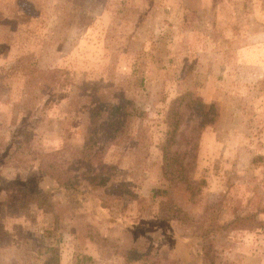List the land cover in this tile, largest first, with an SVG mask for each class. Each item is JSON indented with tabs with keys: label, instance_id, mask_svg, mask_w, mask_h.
<instances>
[{
	"label": "rangeland",
	"instance_id": "rangeland-1",
	"mask_svg": "<svg viewBox=\"0 0 264 264\" xmlns=\"http://www.w3.org/2000/svg\"><path fill=\"white\" fill-rule=\"evenodd\" d=\"M0 264H264V0H0Z\"/></svg>",
	"mask_w": 264,
	"mask_h": 264
},
{
	"label": "trees",
	"instance_id": "trees-1",
	"mask_svg": "<svg viewBox=\"0 0 264 264\" xmlns=\"http://www.w3.org/2000/svg\"><path fill=\"white\" fill-rule=\"evenodd\" d=\"M43 72H46V73H49V75L50 76H52L53 78L52 79H54V77L56 76V75H58V76H56V77H59V73L60 72H62V69H60V68H52V69H50V70H43ZM64 78H60V79H62V81L63 80H65L66 78H65V76H63ZM57 81V80H56ZM59 81V80H58ZM106 94H107V92L109 93V94H111V95H113L114 93H113V91L112 92H110V91H104ZM84 93V95H86V97L87 98H89V99H91V98H95V97H97V95H95V94H89V93H87V92H83ZM102 95V94H101ZM190 95V93L189 92H184V93H182V94H179L176 98H174V100H173V103H177L176 104V107H174V106H172L171 108H170V110H169V113L168 114H171V116H169L168 115V123H167V125H168V137H169V139H171L172 138V136L174 135V132H175V130H176V128H177V125H178V121H177V118H176V116H177V113H178V111H177V106L179 105V104H181V102L185 99V98H187V96H189ZM114 96V95H113ZM102 97L101 96H98V99H101ZM194 102H195V104H197V105H199V106H201L202 105V103L201 102H199L197 99H194L193 100ZM113 107H115V106H113ZM173 117H175V118H173ZM90 121H92V119L90 118ZM92 124L93 125H95V122L94 121H92ZM107 126L108 127H110V123L109 124H107ZM90 129H91V127H90ZM87 138H85L84 139V141H83V143H82V146H81V148H80V154H83L84 152H88V151H90V146L87 144ZM165 143H167V139H165ZM162 150H165L164 148L162 149ZM43 167V166H42ZM45 167L46 166H44V168H40V171L43 173V174H46V176H48V178L50 179V180H52V182H54L55 183V185H56V187H58V188H60V189H63V190H68L69 192H71V193H75L76 191H78V193H80V192H82V191H86V192H88V191H90V189L91 188H94L95 186H97V185H102L105 181H106V177H104V176H102V175H99V174H92L91 176H88V178L86 179V186H84V187H81V188H79L78 186H77V184H79V180H77L76 178H70V177H68L66 174H64V173H61V172H63V171H61V172H57V171H53V172H47L46 170H45ZM51 171V170H50ZM50 192V190H48V193ZM28 194V193H27ZM29 194H32V192H30ZM40 195H33V196H30V198H31V200L36 204V205H39V203H40ZM39 207V206H38Z\"/></svg>",
	"mask_w": 264,
	"mask_h": 264
}]
</instances>
